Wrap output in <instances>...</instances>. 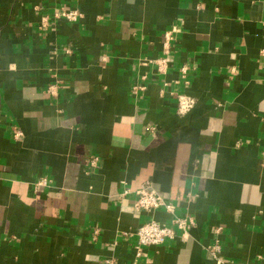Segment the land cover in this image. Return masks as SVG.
<instances>
[{
    "label": "crops",
    "instance_id": "0c3cea01",
    "mask_svg": "<svg viewBox=\"0 0 264 264\" xmlns=\"http://www.w3.org/2000/svg\"><path fill=\"white\" fill-rule=\"evenodd\" d=\"M263 157L264 0H0V264H264Z\"/></svg>",
    "mask_w": 264,
    "mask_h": 264
},
{
    "label": "built area",
    "instance_id": "2783aa9c",
    "mask_svg": "<svg viewBox=\"0 0 264 264\" xmlns=\"http://www.w3.org/2000/svg\"><path fill=\"white\" fill-rule=\"evenodd\" d=\"M80 14L77 11H63L62 17L69 20H76ZM169 36V35H168ZM167 36V37H168ZM185 71V69L183 70ZM137 88H144L143 86H135ZM195 105V99L191 96L179 94L177 110L180 114L188 113ZM97 159H93L92 163L96 164ZM264 163V157H263ZM40 184L47 185V179H43ZM135 209L137 211H153L159 208H164L166 212L171 215V223L164 224L155 219H150L143 222L137 231V243L134 246L136 257L140 258L144 250L150 246L160 245L167 239H174L179 236H185L189 233L190 229L194 226L195 220L189 215L180 216L175 213L176 205L164 198L159 192H157L149 182L144 184L141 189L136 191V199L134 202ZM212 252L217 259V262L221 264V258L219 253L221 252L220 243H215L212 246Z\"/></svg>",
    "mask_w": 264,
    "mask_h": 264
}]
</instances>
